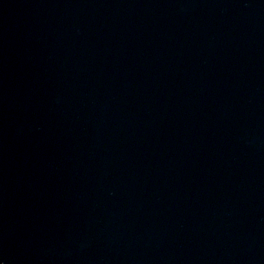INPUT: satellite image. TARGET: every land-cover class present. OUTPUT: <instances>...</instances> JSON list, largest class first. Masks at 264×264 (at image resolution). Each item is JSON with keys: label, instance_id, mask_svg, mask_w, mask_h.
<instances>
[{"label": "water", "instance_id": "water-1", "mask_svg": "<svg viewBox=\"0 0 264 264\" xmlns=\"http://www.w3.org/2000/svg\"><path fill=\"white\" fill-rule=\"evenodd\" d=\"M0 264H264V0H0Z\"/></svg>", "mask_w": 264, "mask_h": 264}]
</instances>
